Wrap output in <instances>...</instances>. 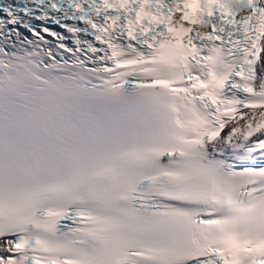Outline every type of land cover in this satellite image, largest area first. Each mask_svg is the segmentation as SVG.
I'll use <instances>...</instances> for the list:
<instances>
[{"label": "snow or ice", "instance_id": "1", "mask_svg": "<svg viewBox=\"0 0 264 264\" xmlns=\"http://www.w3.org/2000/svg\"><path fill=\"white\" fill-rule=\"evenodd\" d=\"M0 264H264V0H0Z\"/></svg>", "mask_w": 264, "mask_h": 264}]
</instances>
